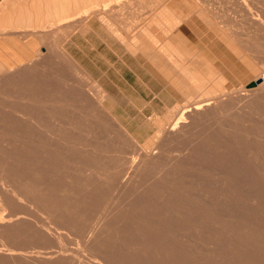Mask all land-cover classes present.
I'll return each mask as SVG.
<instances>
[{"label":"rangeland","instance_id":"rangeland-1","mask_svg":"<svg viewBox=\"0 0 264 264\" xmlns=\"http://www.w3.org/2000/svg\"><path fill=\"white\" fill-rule=\"evenodd\" d=\"M154 1L0 0V264H264V90L202 99L264 77V0Z\"/></svg>","mask_w":264,"mask_h":264},{"label":"bare ground","instance_id":"bare-ground-1","mask_svg":"<svg viewBox=\"0 0 264 264\" xmlns=\"http://www.w3.org/2000/svg\"><path fill=\"white\" fill-rule=\"evenodd\" d=\"M4 1V0H3ZM144 1L145 0H96V3H94V5L91 7V5H86L85 6V10L84 11H79V14L80 15H85L84 16V21H87V20H89L90 18L92 19V18H94V17H96L97 15H106V14H113V15H120V14H123V12H125V10H127L128 9V7H130V5H135L138 9H140V8H142V5H144ZM169 1H172L169 5H167L166 7H167V10H173L174 11V9H177V7H182V5L181 4H184V5H186V6H188V7H192L191 6V4L189 3V1H187V0H164V6L166 5V3L167 2H169ZM155 2V4H156V10H155V12L153 11V14H151V15H158V12H157V9H159V8H161V5H162V3H163V0H156V1H154ZM214 2L215 3H221V4H228V0H214ZM239 2V1H238ZM247 5V4H246ZM234 6V5H233ZM259 7H257L256 6V8H255V11H257V13H259L258 11H259V9H258ZM262 8H264V7H262ZM44 9V8H43ZM193 9V8H192ZM231 9V8H230ZM70 10H71V8H70ZM141 10V9H140ZM162 10V9H161ZM250 10V9H249ZM248 10V11H249ZM260 12H262V11H260ZM251 14V13H250ZM261 14V13H260ZM190 15V14H189ZM252 15H254V14H252ZM256 15V14H255ZM263 15V14H262ZM155 18V17H154ZM156 18H158V17H156ZM193 18V17H192ZM209 18V17H208ZM255 18V17H254ZM90 19V20H91ZM255 19H257V18H255ZM183 20V19H182ZM85 23V22H84ZM264 23V22H263ZM88 24V23H87ZM261 24V23H260ZM191 25V24H190ZM141 26V25H140ZM140 26H139V28H140ZM146 26V25H145ZM86 27V26H85ZM187 27V26H186ZM219 27V26H218ZM261 27H263V30H264V26L261 24ZM177 28V27H176ZM102 29V28H101ZM166 29V28H165ZM142 30H145V27L142 29ZM170 32V31H169ZM180 32V31H179ZM108 33V32H107ZM223 33V32H222ZM181 34V33H180ZM182 35V34H181ZM127 36V35H126ZM129 36V35H128ZM183 36V35H182ZM106 37H107V35H106ZM119 38V37H118ZM117 38V39H118ZM119 39H123V38H121V36H120V38ZM228 39V38H227ZM130 40H131V38H130ZM252 40V39H251ZM30 41H32V40H30ZM122 41H124V40H122ZM135 41H136V44H138V39L136 38L135 39ZM32 43H35V39H34V41H32ZM115 43V42H114ZM133 43V42H132ZM5 44V43H4ZM135 44V43H134ZM245 44V43H244ZM243 44V45H244ZM114 45V44H113ZM259 45V44H258ZM29 46H30V43L28 42L27 44H25V47L24 48H22L20 51H22V53H23V55L24 56H28L29 54H30V50H29ZM156 47H157V50H158V52H162V54H163V56H165V58H171V57H173L174 55H175V53L174 52H172V50L169 48V46L168 45H166V46H160L159 44H156L155 45ZM7 47V46H6ZM19 47V46H18ZM51 48V47H50ZM55 49L56 50H48V52H46V53H39L38 51L36 52V54H35V56L37 57L36 58V62L35 63H32L31 61V63H32V65H35V66H33L32 68H30L31 66L29 65L28 66V71H29V69H32V71H27V73H25V75L27 74V75H29V74H31L30 76H31V79H32V77H38V78H36L35 80H37V79H40L39 78V76H35L36 74H37V72L39 71V67L41 66V67H43V68H45L46 67V64L48 63V60H49V57H53V58H55V59H57V60H61V59H63V58H65V56L67 55V53H66V51L63 49V48H61L60 46H57L56 45V47H55ZM239 49V48H238ZM174 50V49H173ZM5 51V48H4V46L2 45V44H0V136H1V138H0V143H2L3 144V142H4V140H3V137H5L6 135H15V134H17V132H13L12 130H10L9 132L7 131V133L5 132V130H4V128L6 127V126H8L9 125V127H12V126H14V125H17V124H12V126H11V123H9L8 125H6V126H4L3 124H4V120H5V116H4V114H3V111H2V108H1V94L3 93V92H5V91H7L8 89H5V86L7 85L8 86V84H7V82H11V86H10V88L12 87L13 88V90L14 91H17L18 89H21V84H17L18 82H16V81H18V80H20V78L19 79H14V77L10 80V78H8V76H11L12 75V72L14 71V70H16V69H18V68H11V67H9L8 65H6L5 64V59H4V55H3V53H6V52H4ZM250 51H252V50H250ZM262 55H263V53H262V50H258ZM9 52V51H8ZM33 53V52H32ZM35 53V52H34ZM13 56V55H12ZM17 56V55H16ZM10 57V56H9ZM7 58V57H6ZM10 59H11V57H10ZM7 60V59H6ZM17 61V60H16ZM27 62H29V60H26ZM34 61V60H33ZM26 66H27V64H25ZM11 66V65H10ZM20 66V65H19ZM21 66H23V65H21ZM256 68H257V66H256ZM38 70V71H37ZM44 70V69H43ZM42 70V75H44V74H46V73H44V71ZM35 71H37L36 73H35ZM20 72V71H19ZM24 72V71H23ZM261 72V71H260ZM21 73V72H20ZM20 73H18V74H20ZM22 74H24V73H22ZM33 74V75H32ZM24 75V76H25ZM46 76V75H45ZM256 76V75H255ZM260 76V75H259ZM23 77V76H22ZM43 77V76H42ZM257 77V76H256ZM255 77V79L253 80V82H255V83H257L254 87H252V88H247V86L245 87H240V88H232V87H229V88H227L225 91H222V92H220V93H214V94H209V93H205V94H203L204 95V97L202 98L204 101H209L210 99H214V101L215 102H219V101H221V100H225V99H227V98H229L230 96H232L233 94H235L236 92H240V90L239 89H241V91L243 90V91H263L264 90V77L262 78V76L261 77H257L256 78ZM7 78H8V81H6L7 80ZM47 78V77H46ZM28 82H30V80L28 79L27 80ZM44 81V83H45V80H43ZM47 81V80H46ZM256 81H259V82H256ZM261 81H262V83H261ZM32 82V81H31ZM30 82V83H31ZM35 82H37V81H35ZM35 82H33V83H35ZM41 82V81H40ZM39 82V83H40ZM20 83H21V81H20ZM27 83V82H26ZM32 83V84H33ZM209 83V82H208ZM219 83V82H218ZM217 83V84H218ZM32 84H31V86H32ZM43 84V83H42ZM23 86H25V85H23ZM217 86V85H216ZM41 87V86H40ZM26 89H29V90H32V88H29L28 86H25V89L24 90H26ZM36 89V88H35ZM40 90H41V88H40ZM43 90V89H42ZM41 90V91H42ZM239 90V91H238ZM19 91V90H18ZM28 91V90H27ZM46 90H44L43 91V93L45 92ZM22 92V91H21ZM29 92V91H28ZM32 92V91H31ZM31 92H29V93H31ZM35 92H37V91H35ZM34 91L32 92V93H35ZM26 93V92H25ZM36 94H38V93H36ZM40 94V93H39ZM33 95V94H32ZM218 104V103H217ZM181 107V106H180ZM183 107V106H182ZM53 108V107H52ZM58 109V111H59V109L60 108H57ZM234 109V108H233ZM233 109H229L228 110V112H230L231 110H233ZM15 110V109H14ZM52 111L53 110H55V108L54 109H51ZM65 110H67V108L65 109ZM16 111L18 112H23V111H25L23 108H21V109H19V108H16ZM46 111H48V109L46 110ZM50 111V110H49ZM51 111V112H52ZM69 111V110H68ZM65 112V111H64ZM71 112V111H70ZM50 113V112H49ZM68 113V112H67ZM63 114V113H62ZM69 118V117H68ZM24 123H26V122H24ZM19 125H22V124H19ZM37 125V124H36ZM69 125V124H68ZM27 126H29V124H27ZM38 127L40 126L39 125V123H38V125H37ZM49 132H51V130L49 131ZM52 134V133H51ZM60 135V134H59ZM53 141V140H52ZM56 142V141H55ZM58 142V141H57ZM56 142V145L58 144ZM62 142H63V140H62ZM61 142V143H62ZM64 142H66V145L68 144V142L69 141H64ZM37 144H39V145H42V143L41 142H36ZM46 143V145L45 146H48L47 144H49L50 146H48V147H52V146H54L53 145V143L52 142H45ZM63 144V143H62ZM148 146V145H147ZM16 147V146H15ZM55 147V146H54ZM54 147H53V149H54ZM10 148V147H9ZM14 147H12L11 148V150H16V148L15 149H13ZM31 149V148H30ZM52 148H50L49 150H51ZM67 149V148H66ZM46 150V148L45 149H43V148H40L39 146H35V148H34V146H33V148H32V151H30L31 153H34L35 151L37 152V153H40L41 154V152H44ZM49 150H47V153H48V151ZM71 150H72V148H71ZM4 151V149H3V146L2 145H0V153L1 152H3ZM36 152L34 153V154H36ZM46 153V152H45ZM49 154V153H48ZM141 154H143V153H141ZM39 155V154H38ZM50 155V154H49ZM37 156V155H36ZM36 156H34V157H36ZM146 156V155H145ZM140 157V156H139ZM32 158V157H31ZM48 158H49V156H48ZM50 158H52V157H50ZM54 158V157H53ZM141 158H142V156H141ZM37 159V158H36ZM39 159V158H38ZM40 159H42V158H40ZM55 159V158H54ZM147 159V157H144V158H142V161H140V163H138L137 162V166H140V168H141V166H143L144 164V161ZM41 161V160H40ZM35 162V161H34ZM20 163H21V161H20ZM19 163V164H20ZM141 164V165H140ZM36 165V164H35ZM19 166V165H18ZM26 199V198H25ZM53 224V223H52ZM1 225V224H0ZM50 226H51V224H49ZM53 226V225H52ZM44 228V227H43ZM49 229V228H48ZM94 229V228H93ZM43 230V229H42ZM92 230V229H91ZM50 231V230H49ZM93 231V230H92Z\"/></svg>","mask_w":264,"mask_h":264},{"label":"water","instance_id":"water-1","mask_svg":"<svg viewBox=\"0 0 264 264\" xmlns=\"http://www.w3.org/2000/svg\"><path fill=\"white\" fill-rule=\"evenodd\" d=\"M257 82H259V81H257ZM256 84H257V83L253 82V83H251L250 85H248L247 88H252V87H254Z\"/></svg>","mask_w":264,"mask_h":264}]
</instances>
